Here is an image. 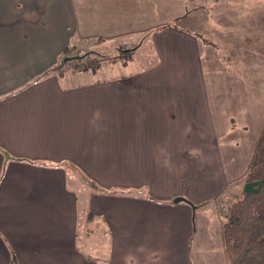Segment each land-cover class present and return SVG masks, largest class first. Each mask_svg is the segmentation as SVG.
I'll use <instances>...</instances> for the list:
<instances>
[{"label": "crops", "instance_id": "1", "mask_svg": "<svg viewBox=\"0 0 264 264\" xmlns=\"http://www.w3.org/2000/svg\"><path fill=\"white\" fill-rule=\"evenodd\" d=\"M219 1L197 0L201 15L185 30L186 0H0V148L11 158L0 152V264H229L220 198L253 159L264 83L256 107L220 111L219 126L213 9L239 25L226 27V54L258 37L264 63L254 8L264 4ZM118 39V51L140 43L124 51L125 74L55 69L67 48L80 57V45ZM250 114L262 122L249 154L230 152L238 127L254 132Z\"/></svg>", "mask_w": 264, "mask_h": 264}, {"label": "rangeland", "instance_id": "2", "mask_svg": "<svg viewBox=\"0 0 264 264\" xmlns=\"http://www.w3.org/2000/svg\"><path fill=\"white\" fill-rule=\"evenodd\" d=\"M143 1H146V0H143ZM210 1L213 2L214 0H209V2ZM256 1H259V2L261 1L264 4V0H256ZM196 3H197V0H186V5H185V8H186L185 21L186 22L181 23L182 26H184L183 28H185V30H190L189 28H192V26L195 24L196 19H194V17H199L201 15V14L200 15L196 14V13H200L197 11L198 9H195ZM218 3H220L219 0H218ZM238 8H239L238 6L234 7V9L237 10L236 14L238 16V19L243 20V17L245 15L241 14ZM254 8L256 9L257 13H259L260 15L264 13L263 7L256 6ZM243 9L245 11H248L247 7H243ZM229 12H230L229 17H230L232 15V11H229ZM213 13H215L218 16L219 20L215 21L214 23L218 24L219 31L222 32V35L221 34H219V36L217 35L218 37H216L215 39V40L220 41V43L216 44L219 47L214 46L212 48L215 58L217 56L219 63L215 64L214 66L215 71L214 73H212L210 91H211L212 96H215L216 98V104L218 108V122L220 126V123H221V112L220 111L231 110L232 112H235V113H232L231 115L238 116L237 112H239L240 110L245 112L248 105H251V107H256L258 105L257 102L253 101V97L256 98L259 92H261L259 91V83L260 82L264 83V71H263L264 63H261V55H260L261 53H258V48L255 47L259 40L258 37L246 38L244 40L246 44L243 42L244 43L243 47H239L238 50L231 51V53L234 54L233 57L228 56L226 54V49L224 50V47H225L224 44H225L226 39H229L227 38V32L230 33L231 30L226 27L232 26V25H235V26H239V25H237L236 19H233V18L226 19L225 17H223L224 12L222 11H216V9L214 8ZM148 21L150 22L154 21L153 24H158L161 22V21H158L157 19H151ZM234 30L237 31L238 29H234ZM121 43H123V40L118 39V40H115V43L110 44V46L105 47V48H101L96 45L88 46L90 45V43H85V45H80L78 50L79 51L81 49L84 50L82 51L83 54H81V56L88 54L89 52H94L95 54L89 55L87 59L83 58L79 60H72L69 62V64L71 65V67H73V69L80 68L83 71H85L84 72L85 74H83L85 75V77H92L93 76L92 68H96V67L97 69H100L99 77L106 76L107 74H111V76L117 75L119 73L125 74L126 72L130 70L129 68L130 64H127L129 63L127 59L129 58V54L125 53L124 51L129 50L132 52V50H134L136 46H138L140 43H133V44L129 43L125 45L124 50L118 51V48H120L121 46L119 44ZM146 46L149 47V45L148 44L146 45L145 43V47ZM223 50H224V53H223ZM74 55H78V53H71L68 56L70 58V57H73ZM136 56H140V54ZM66 58L67 57L63 56V60H65ZM99 62L100 64H98ZM106 62L118 63V64L112 68V66H108V63ZM148 62H150V60H148ZM221 63L226 64V67H227L226 71H224L223 68L221 70ZM123 66H127V67L123 69ZM102 68L103 70H101ZM235 69L240 71L241 78L237 70ZM69 72L73 73L72 75L77 76L75 75L77 72H75L74 70H70ZM235 77L236 79H240V80H236ZM250 98H252L251 101H249ZM263 104L264 102H260L261 109L263 108ZM239 118L242 119V116H239ZM246 118H247V123H246L247 126L253 129L254 132L248 133L242 127H238L237 131L233 133H234V136L238 138L240 146L237 149L233 148L230 151L233 153H239V151H241V148L244 147L242 149V152L245 153V156L249 154L250 152L249 146L253 144L254 138L256 134L258 133V127L260 126L262 122L260 117H255V115L253 114L246 116ZM221 147H222L221 151L223 152V154L229 152V151H226V146H224V144ZM239 161L241 162L242 159ZM242 164L244 165L243 161H242ZM231 188L232 189H230V192H228L225 196L220 198L221 202L219 205H222L221 204L222 202L226 203V201H228L226 206L225 205L223 206L221 213H224L232 205L231 200H234L235 198H237V196L241 194L243 190V179H241L237 183H234L231 186ZM95 237H91V238L94 239ZM98 237H100V234ZM91 238L87 239L88 243L93 241V239ZM105 241L107 240L105 236H103L102 245L100 244V246L104 247ZM100 246L92 247V249L93 248L96 249L95 250L96 254L104 255L107 252V245L104 248L106 251H104V249Z\"/></svg>", "mask_w": 264, "mask_h": 264}, {"label": "trees", "instance_id": "3", "mask_svg": "<svg viewBox=\"0 0 264 264\" xmlns=\"http://www.w3.org/2000/svg\"><path fill=\"white\" fill-rule=\"evenodd\" d=\"M71 53H75V49L67 48L63 56L69 58ZM92 54L95 53L72 58L87 59ZM63 62L55 69L67 64ZM222 215L225 220L222 239L228 263L264 264V127L244 177L243 190Z\"/></svg>", "mask_w": 264, "mask_h": 264}, {"label": "water", "instance_id": "4", "mask_svg": "<svg viewBox=\"0 0 264 264\" xmlns=\"http://www.w3.org/2000/svg\"><path fill=\"white\" fill-rule=\"evenodd\" d=\"M72 60H73V58H66V59H65L66 62H70V61H72ZM0 152H1V153H5L6 158H7V159H10V156H9L6 152H4L1 148H0ZM179 200H180V201H183L184 199H176L175 202H177V201H179Z\"/></svg>", "mask_w": 264, "mask_h": 264}]
</instances>
